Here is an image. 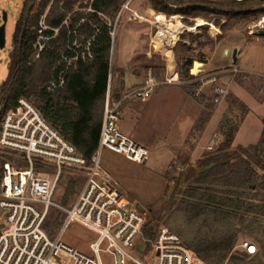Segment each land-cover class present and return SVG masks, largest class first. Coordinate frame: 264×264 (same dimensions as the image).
<instances>
[{
    "label": "rangeland",
    "instance_id": "1",
    "mask_svg": "<svg viewBox=\"0 0 264 264\" xmlns=\"http://www.w3.org/2000/svg\"><path fill=\"white\" fill-rule=\"evenodd\" d=\"M27 1L28 0H0V17L4 11L7 12L8 16L6 25V47L3 50L0 49V88L8 77L9 55L14 49L15 30L17 23L21 19L24 7L27 5ZM55 1L56 0H51V3L47 7L43 16H47L52 4ZM65 1L67 0H62V3ZM127 1L128 0H123L122 5ZM167 1L169 3V8L174 11L172 15H167L165 13L153 14L150 0H133L132 8L151 21H153L155 16L165 15L167 20L172 22L174 26L177 27L179 30L178 33L164 31L155 23L150 25L147 23L129 22L128 14H126L118 23L116 38L112 43L110 52L112 76L110 77L108 88L110 90L111 97L114 100H121L129 93L141 91L148 87V82L152 73L150 68L153 67L159 76V79L155 80L158 86L154 88L153 93H156L158 88L167 84V79H172V77L177 74L178 81L175 82L176 84L172 83V85L175 84L181 89L183 93L184 107H190V109L193 110L194 107L192 104H194V106H199L204 110L209 109V111L212 112L216 109L218 104L213 103L211 95L210 97L209 95H203V93L196 95L197 90L199 91L201 88L205 87L204 83L198 80V77H201V75H195L196 78L193 80L183 78V74L185 72H190V70L185 68L184 60L182 59L190 58L193 59L192 67H194L196 62L201 64L203 63L205 65L210 62V71L207 69V66L204 69L195 70L196 73H201L207 69V74L203 77V80L210 79V74L225 72V75L218 76V84L226 87L228 86V83H233L245 88L250 93H255L256 90H258L261 95L257 96V99L264 100V37H260L257 31H255V35H250L251 26L255 22L261 20L262 17L257 15L246 18L225 17L223 15L212 14L209 12L205 13L201 11L193 13V11L190 10V4L188 3L189 0ZM202 1L205 3L208 2L223 5H229L230 2H233V0ZM40 3L41 0H36L34 2L33 5L35 12L39 11L38 6ZM89 4L90 0H79L74 5L73 11L66 15L64 21L71 16V23L76 25L79 24L80 21L77 23H75V21L78 20L80 16H83L81 18V22H88V16L91 14ZM62 5L63 4L59 6L60 12H63L61 9ZM219 9L229 10L225 8ZM106 17L112 23H116L117 21V17L115 20L110 16ZM203 23L205 25L198 27L199 24ZM1 24L2 20L0 19V25ZM224 25L225 27L221 29ZM64 30L66 31V29L62 27L54 40H57V37L61 34V32L63 33ZM157 32H159L160 38L155 39ZM121 34H123V36L131 34L133 38L141 40L139 45L140 49L144 51L147 46L151 52V60L148 63V66L145 62V65L139 68V72H143L145 71L144 68H147L150 75H148V73H145L144 75L140 74L136 79L137 82L132 84L131 87L126 85L125 79L120 74L124 68L128 69L132 66H126V64H123L124 62L119 65L116 61V53L121 42ZM146 34H148L147 37ZM65 42L58 44L60 48V55L64 51ZM185 43H188L189 45H184ZM239 47L241 49L240 51L238 49ZM236 49H238V53L240 52V57L236 67H233V52ZM34 50L36 52V49ZM170 51H173L175 54L173 57L176 61L174 71L170 76H167L168 58L166 55ZM36 59L37 57L35 54V58L33 57L31 62ZM234 68H237V70H240L242 73L234 76L230 73V71ZM211 86L212 85L210 84L206 85L207 88H210ZM153 93L152 100L147 105L146 113L143 117L144 119L139 125L140 133L144 132L143 136H150L151 133L161 134V130L165 126L166 121H172L174 118L177 119V124L180 121L181 123H184L185 121L184 116H182V112H179L178 110L175 111L173 109L169 112L170 109L164 105V102L166 101L164 99V95L162 97ZM170 94V97H173L174 92ZM117 96L120 98L115 99ZM260 96H263V98ZM223 100L224 103L227 104V113H225L224 117L221 118L219 126L216 129L214 141L211 144L212 147L206 151L209 153L208 155H214L218 152V149L225 142V135L232 133L235 136L242 120L244 119V115L248 113V109L244 107L243 104L231 94V92L227 93V96ZM29 101L36 105L38 104L35 98H30ZM132 102H134L135 105L141 103L138 100H128L123 103L122 107H124L127 103ZM122 113L123 110H121V115ZM249 114V116L253 119H255L256 116L264 118V107H259L257 112L251 108ZM124 118L125 117L120 119L122 133L131 137V139L139 144L140 141L137 138H134L130 133V129L128 127L129 120ZM151 118L154 120H151ZM162 119L163 121H161ZM151 121L153 123L152 125H150ZM184 126V124H179L178 128H183ZM260 130L261 126H259L258 123L257 126H254V123L247 125L245 131H242L236 139V144L242 145L243 147L255 144L260 139ZM146 131H149L150 133H146ZM192 136L194 137V134H192ZM190 137L186 143H183L184 146L186 145V151H183L184 155L177 160H174V158L171 157L167 158L165 156L155 155L154 157L150 156L149 161L146 164L141 165L131 163L121 155H116L108 150H104L101 154V165L104 171H106L118 184V189L122 191L124 196L129 201H131L134 207L147 213L148 224L146 226V230L151 228L153 231V227H155V225L157 227L164 225L174 234L179 236L184 244L189 249L191 248V251H193V247L198 246L202 242L208 243L214 240L219 241L222 237L235 232L237 234L235 246L226 256L222 264H264V252H259L257 259H255L253 257H248L249 255L247 252L241 248V245L245 242L251 244L254 243L249 238L251 233L250 225H253V222L261 224L263 226L262 228H264V217L262 213L264 211V182L262 180L264 171L253 165L256 173L244 188L237 186L236 180H234L235 185L231 187H200L202 190L208 189L212 190L211 192H217L218 194L215 196L218 202H221L225 197H227V192L234 193V195L230 196L232 200L243 202L242 210L239 214L240 216L237 220H234L232 227L230 228L228 226H224L221 223L216 222L214 217L211 215L210 209L215 205L210 203L207 197L190 201H186L183 198V193L186 190L197 187L193 181L201 172L205 171V169L197 168L194 173H191L190 171L191 168H195L198 163L200 164L202 162V159L197 162V158H192L188 155L189 147L191 146ZM237 148L238 147H233L228 152L235 153ZM0 154L3 153L0 151ZM0 158L1 160H5V157L2 155ZM17 166L22 168L24 167L22 164H17ZM234 166L235 165H233L232 171L235 169ZM63 169L62 177L56 193V201L67 207L73 203L77 194L83 187L86 171L77 168ZM41 171L53 173L54 169L50 167L49 170L46 169ZM182 172L185 176L176 191L175 181ZM69 180H74L76 185L74 194L70 196L69 202L66 203L65 197L67 188L70 186ZM250 205H253L256 209H260L259 214L256 215L248 213L247 211ZM241 218H244L245 221L242 222ZM61 221L62 215L52 210L46 224V230L50 237L55 236L59 227H61ZM260 230V238L261 241L264 242V229ZM94 238V235L81 226L72 224L67 228L62 236V241L69 246L87 253L88 245L94 240ZM139 245L143 246V242L140 241ZM255 246L258 252L259 245L255 244ZM203 256V254L199 256L202 261ZM222 256L223 253H218L212 258V260H210V262H203L205 264H218ZM102 258L104 264H112L110 256L102 255ZM231 259H234V262H232Z\"/></svg>",
    "mask_w": 264,
    "mask_h": 264
},
{
    "label": "built area",
    "instance_id": "2",
    "mask_svg": "<svg viewBox=\"0 0 264 264\" xmlns=\"http://www.w3.org/2000/svg\"><path fill=\"white\" fill-rule=\"evenodd\" d=\"M90 0L89 10L91 8ZM128 0L121 6L116 23L103 14L100 20L110 30L112 43L116 38L118 23L128 14L129 22L147 23L153 21L132 8ZM242 3L246 0H233ZM167 19V17L164 15ZM46 16L39 22L35 43L36 57L54 39L62 27L67 31L65 48L57 63V72L47 86V92L54 93L65 84L66 74L79 62L93 57V47L100 34L98 25H92L94 35L85 39L79 35V28L85 22L73 26L69 16L59 29H50L45 23ZM250 35L264 31V18L251 26ZM47 31L53 32L50 37ZM159 32L155 39H158ZM154 42V41H153ZM193 71L204 85L214 88L213 103L219 104L227 96V87L218 85L220 75L210 74L203 80L207 69L201 73ZM231 74L242 72L234 68ZM177 74L167 79L175 83ZM264 81V77H263ZM149 86L141 91L114 100L110 90L106 95L104 117L99 145L89 165L57 130L42 116L40 110L27 99L21 98L17 106L6 111L0 119V150L9 152L15 158L2 168L0 182V264H104L102 255H108L112 264H205L182 241L164 225L146 230L148 215L134 207L111 176L101 165V154L108 150L123 156L135 164H146L150 159L147 149L125 136L120 127L121 110L125 101L138 100L146 103L158 86L150 78ZM198 91L196 95H199ZM22 164L24 167H18ZM53 168V173L46 170ZM63 168H77L86 171L85 182L71 205L65 207L56 201V193ZM54 210L62 215L61 227L54 237L46 230L47 221ZM77 224L95 236L88 245V252H82L62 241L67 228ZM143 242V246L139 242ZM241 248L248 255L256 254V246L245 242Z\"/></svg>",
    "mask_w": 264,
    "mask_h": 264
},
{
    "label": "trees",
    "instance_id": "3",
    "mask_svg": "<svg viewBox=\"0 0 264 264\" xmlns=\"http://www.w3.org/2000/svg\"><path fill=\"white\" fill-rule=\"evenodd\" d=\"M78 1L67 0L62 3V0H56L46 16L45 23L47 27L50 29L61 28L66 15L73 11L74 5ZM122 2L123 0H94L91 3L94 13L88 16V22L82 24L78 32L80 36L88 39L94 35L91 24L98 25L100 28V34L93 47V57L85 62H79L70 69L65 76L64 86L54 93H49L47 92V86L58 71L57 63L60 59L58 44L66 41L67 31L61 32L57 40H50L39 58L31 62L36 54L34 49L39 29L38 25L51 0H41L38 6L39 11L37 12L34 11L35 8L32 5L26 23H24L27 9L32 3V0H28L21 19L16 26L14 49L9 55L8 77L0 88V119L6 111L17 106L19 99L24 98L29 101L30 98H35L38 104H33L40 110L44 119L78 151L86 161V164L89 165L91 158L98 149L108 84L112 76L110 62L112 39L110 30L100 20L98 14L110 16L115 20L121 9ZM150 3L153 14L165 13L172 15L174 13L169 8L167 0H150ZM188 3L193 13L201 11L225 17L246 18L257 15L264 18V10L260 9L264 6V0H246L242 3L233 1L229 5L205 3L202 0H189ZM61 4H63L61 8L63 12L59 10ZM210 7L225 8L232 12L222 13L209 9ZM248 9L255 10L239 13L233 12L234 10ZM82 17L80 16L75 23L79 22ZM224 27L225 25L221 29ZM46 34L50 37L53 36V32L51 31H47ZM21 39L20 46L19 41ZM182 60H184L185 68L190 70V72L183 74V78L195 79L192 67L193 59L187 58ZM205 67L204 64L198 62L195 64V70H201ZM150 70L152 71L151 78L158 80L159 76L156 70L153 67ZM119 98L117 96L115 99ZM262 125L263 132L259 143L246 148L238 147L235 153L228 152L232 148L234 134L229 133L225 135V142L218 149V152L204 159L198 165L197 169H205V171L201 172L194 179L193 182L197 187L188 189L183 193V198L186 201L207 197L210 203L215 205L210 209L211 215L216 222L224 226L232 227L234 220H237L240 216L243 202L232 200L230 196L234 195L233 192H227V194L221 193L226 194L227 197L218 202L215 196L218 194L217 192H211L212 190L208 189L202 190L200 187H231L235 185L234 180H236V185L244 188L256 173L253 165L264 171V119ZM1 152L3 154H0V156L5 157V160H1L0 158V182L3 165L7 160L8 162H13L14 160L11 153ZM233 165H235V169L232 171ZM195 169L191 168V173H194ZM184 176L185 174L182 172L176 179V191L182 183ZM262 180L264 182V174L262 175ZM69 185L65 197L66 203L69 202L70 196L74 194L76 182L69 180ZM247 212L257 215L260 209H256L253 205H250ZM262 213L264 217V211ZM241 221L244 222V218H241ZM252 224L250 225L251 233L249 238L254 242L253 245H259V250L257 252L256 248V254L249 255L248 257L257 259L259 252H264V242L260 238V229L264 228L259 223L253 222ZM150 232H153L152 229ZM236 239L237 234L234 232L222 237L219 241L202 242L198 246L193 247L192 250L198 256L203 254L204 262H210L216 254L223 253L218 263L222 264L226 256L233 250ZM231 261L234 262V259H231Z\"/></svg>",
    "mask_w": 264,
    "mask_h": 264
},
{
    "label": "crops",
    "instance_id": "4",
    "mask_svg": "<svg viewBox=\"0 0 264 264\" xmlns=\"http://www.w3.org/2000/svg\"><path fill=\"white\" fill-rule=\"evenodd\" d=\"M126 35L128 36H123V34H121L120 47L116 53V61H117V64L119 65L124 62L123 64H126V66H129V67L132 66L131 68H128V69L124 68L122 73L120 74L125 79L126 85L128 87H131L132 84L137 82L136 79L140 74L144 75L145 73L149 72L147 68H144L145 71L139 72V68L141 66L143 67V65H145L144 64L145 62L147 63V66H148V63L151 60V52L149 51L148 49L149 47L147 46L144 51L139 48L141 40L133 38L131 34L130 35L126 34ZM147 36L148 34H146V37ZM184 45H189V44L185 43ZM238 49L239 51L241 50L240 47ZM174 55L175 54L173 53V51L168 52L166 55L168 58V61H167L168 63L167 74L168 75L166 74L167 76H170L175 69L176 59L173 57ZM239 57H240V52L237 55L238 60H239ZM236 64L234 63L233 67L234 66L236 67ZM205 66H207V69L210 71V62ZM148 75L150 74L148 73ZM177 79H178V75H177ZM175 84L174 85L165 84L161 88H158L157 92L153 94L160 95L162 97L164 95V99L166 100L165 101L166 103L164 102V105H166V107L170 109L169 112L172 109L175 111L178 110L179 112H182V116H184V120H185L184 123H181L180 121L177 124V119L174 118L172 121H168V122L166 121L167 124L165 123V126L162 128L161 134L151 133L150 136L149 135L143 136L144 132L140 133L139 125L142 123V120L144 119L143 117L146 113L147 105L152 100L153 95H151V98L146 103H139L137 105H135L134 102L127 103L124 107H122L123 113L121 115V119L125 117L124 119L127 118L129 120L128 127L130 129V133L132 134L134 138H137L140 141L139 145L142 144L140 146L148 150L151 157H154L155 155H159V156H165L167 158L171 157V158H174V160H177L178 158L184 155L183 151H186L185 150L186 145L184 146L183 143H186L188 138L191 136L190 137L191 146L189 147L188 155L192 158H197L196 159L197 162L200 159H202L203 161L204 159L212 155V154L208 155L209 153L206 151H208L209 148L212 147L211 144L214 141V135L216 134V129L219 126L221 118L224 117L225 113H227V104L224 103V100H222L218 104L216 109L213 110L212 112H210L209 109L204 110L200 108L199 106H196V105L194 106V104H192L194 108L193 110H191L190 107L188 108L184 107L183 95H182L183 93L181 89L178 88ZM218 85L219 87L222 86L221 84H218ZM226 87L228 90L227 93L231 92V94L238 101H240V103H242L244 107L248 109V113L244 115V119L242 120L240 127L234 136V140H233L234 146L232 145V148L233 147H243L242 145L236 144V139L239 137L242 131H245L246 126L249 124L251 125V123H254V126H257V123L259 124V126H261V130H260V139H261V135L263 132L262 121L264 118L263 117L260 118L256 116V118L253 119L249 116L251 108L254 109L255 112H257L259 110V107H264V100L261 99L262 100L261 101L257 99V96L261 95L260 92L256 90L255 93H252V92L250 93L245 88L240 87L233 83H228V86ZM173 92H174L173 97H170L171 95L170 93H173ZM199 92L203 93V95H209V97L211 95L212 99L215 97L214 88L212 86L210 88H207L205 86L201 88ZM260 97L263 98V96H260ZM151 120H154V119L151 118ZM161 121H163V119ZM152 124L153 123L151 121L150 125ZM179 124H184L185 126L183 128L182 127L178 128ZM146 133H150V132L146 131ZM192 134H194V137L192 136ZM260 139L255 144L244 146V148L258 144ZM198 165L195 168H197Z\"/></svg>",
    "mask_w": 264,
    "mask_h": 264
},
{
    "label": "water",
    "instance_id": "5",
    "mask_svg": "<svg viewBox=\"0 0 264 264\" xmlns=\"http://www.w3.org/2000/svg\"><path fill=\"white\" fill-rule=\"evenodd\" d=\"M35 0H32V3L30 4V6L28 7L27 9V14L25 16V22L26 23V20H27V16L31 10V7L32 5L34 4ZM209 9H212V10H216L218 12H222V13H230L232 11L230 10H224V9H219V8H209ZM261 10H264V6L260 8ZM245 11H251L250 9L248 10H234L233 12H245ZM0 19L2 20V24L0 25V49L3 50L5 47H6V25H7V21H8V16H7V12H3ZM259 36L260 37H264V31H260L259 33ZM22 42V39L20 40V43ZM237 55H238V49H236L234 52H233V61L234 63L236 64L237 63Z\"/></svg>",
    "mask_w": 264,
    "mask_h": 264
},
{
    "label": "bare ground",
    "instance_id": "6",
    "mask_svg": "<svg viewBox=\"0 0 264 264\" xmlns=\"http://www.w3.org/2000/svg\"><path fill=\"white\" fill-rule=\"evenodd\" d=\"M154 20H157V21L155 22V24L158 25L159 28H161V29L164 30V31H172V32H174V33H178V32H179V30L177 29V27L174 26V24H173L172 22L168 21V20L164 17V15H158V16H157V19H154ZM203 25H205V24H204V23H203V24H199L198 27H199V26H203ZM158 37H159V34H158ZM159 38H160V37H159Z\"/></svg>",
    "mask_w": 264,
    "mask_h": 264
}]
</instances>
